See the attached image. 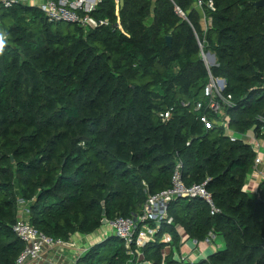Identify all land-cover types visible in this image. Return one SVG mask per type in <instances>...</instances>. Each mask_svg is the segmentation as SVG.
<instances>
[{"label": "trees", "instance_id": "obj_1", "mask_svg": "<svg viewBox=\"0 0 264 264\" xmlns=\"http://www.w3.org/2000/svg\"><path fill=\"white\" fill-rule=\"evenodd\" d=\"M206 1V29L195 0H124L118 17L115 0H102L95 16L117 19L114 32L51 23L27 4L0 8V264H15L23 248L12 230L19 206L39 231L68 242L102 227V202L108 221L141 215L148 197L170 186L178 160L185 184L206 181L218 211L198 197L170 200L144 258L173 263L162 236L176 244L182 228L192 240L212 232L225 241L186 264H264V180L255 195L244 190L254 152L244 136L231 139L199 119L219 115L194 110L206 102L209 78H223L230 130H258L264 9L255 0H212L211 10ZM129 251L107 233L76 264H134Z\"/></svg>", "mask_w": 264, "mask_h": 264}, {"label": "built area", "instance_id": "obj_2", "mask_svg": "<svg viewBox=\"0 0 264 264\" xmlns=\"http://www.w3.org/2000/svg\"><path fill=\"white\" fill-rule=\"evenodd\" d=\"M102 0H0V8H10L15 4H27L38 8L46 20L51 23L66 22L74 24L84 31L93 30L101 27H108L113 32L120 29V23L117 19H109L95 16V12ZM203 0H195V7H203ZM205 5L211 10L214 9L212 0H207ZM119 0H115L114 14L119 16ZM175 11L183 15L182 10L176 6ZM203 58H206L203 54ZM223 78H209L204 86L203 92L206 102L196 101L194 110L200 112L204 108L208 112L219 115V118L208 117L205 113L201 114L199 119L207 128L217 125L223 128L225 133L231 139L236 137H245L254 152V161L251 172L257 173L256 166L262 162L260 156V135L264 133V117H259L258 130L251 135H238L230 130L229 117L224 112L226 107H231L232 103L223 95ZM182 162L178 160L175 164L171 175V184L168 188L163 189L150 195L145 203L144 212L141 215L132 217L115 216L109 221L108 226L115 236L119 237L127 248L130 249V255L136 258L142 255L141 248L151 240L158 231L161 223L167 219L165 210L166 204L178 197H198L210 210V214L218 211L211 193L206 189L205 182L185 184L181 178ZM246 191V189H244ZM22 203V200H20ZM27 208L19 206V215L12 225V230L16 237L22 242L23 248L18 254L15 264H29L38 260L47 252L60 247L64 242L59 238L50 237L39 231L32 225L27 218ZM214 233L210 232L207 241L214 238ZM195 243L198 241L194 240ZM80 251L70 264H76V259L83 253ZM177 264V263H168Z\"/></svg>", "mask_w": 264, "mask_h": 264}, {"label": "crops", "instance_id": "obj_3", "mask_svg": "<svg viewBox=\"0 0 264 264\" xmlns=\"http://www.w3.org/2000/svg\"><path fill=\"white\" fill-rule=\"evenodd\" d=\"M198 12L200 14L202 28L206 29L210 24V20L207 19L202 9H198ZM251 134H253L252 131H250L248 135ZM259 144L262 162L256 166L257 173L250 172V174H248L244 185V189H246V192L250 195H255L258 192L259 184L264 180V137L259 138ZM107 233H111L108 225L102 226L91 235L75 233L68 242H64L63 245L54 250L45 252L40 259L32 261L29 264H70L80 251L85 250L90 244L105 237ZM178 234L179 241L176 244L169 243L171 240L169 233L165 232L162 236V241L166 243L162 250V255L164 258L169 255L167 259L173 261V263H198L202 260H207L210 254L222 250L225 247V241L221 235L215 234L214 238L210 241L204 239L195 243L194 240L188 237L182 228H178ZM135 264L167 263L165 260L159 263H153L151 260L144 258L143 255H140L136 258Z\"/></svg>", "mask_w": 264, "mask_h": 264}, {"label": "water", "instance_id": "obj_4", "mask_svg": "<svg viewBox=\"0 0 264 264\" xmlns=\"http://www.w3.org/2000/svg\"><path fill=\"white\" fill-rule=\"evenodd\" d=\"M124 3V0H119V6L121 7ZM251 3L255 6V7H262L264 9V0H255V1H251ZM165 40H166V44L167 45H170V42H171V36L170 35H167L165 36ZM205 56H206V59H204L205 63L207 64V66H211V65H214L215 62H216V59H215V55L214 53H210L209 51L205 53ZM224 80V86L223 88L226 86V81L225 79ZM102 205H103V208H102V220H101V223H102V226H105V225H108L109 221L108 219L105 217L106 215V210H105V207H104V202H102Z\"/></svg>", "mask_w": 264, "mask_h": 264}, {"label": "clouds", "instance_id": "obj_5", "mask_svg": "<svg viewBox=\"0 0 264 264\" xmlns=\"http://www.w3.org/2000/svg\"><path fill=\"white\" fill-rule=\"evenodd\" d=\"M3 48H4V39H3V36L0 35V52L3 51Z\"/></svg>", "mask_w": 264, "mask_h": 264}, {"label": "rangeland", "instance_id": "obj_6", "mask_svg": "<svg viewBox=\"0 0 264 264\" xmlns=\"http://www.w3.org/2000/svg\"><path fill=\"white\" fill-rule=\"evenodd\" d=\"M197 8H198V7H197ZM198 9H201V8H198ZM63 25H65V26H66V25H67V23H66V22H63ZM205 59H206V58H205ZM105 226H106V225H105Z\"/></svg>", "mask_w": 264, "mask_h": 264}]
</instances>
